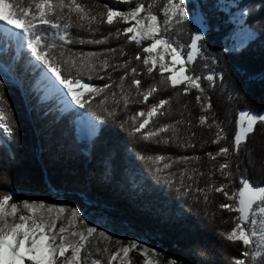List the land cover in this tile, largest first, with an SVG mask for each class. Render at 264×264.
Masks as SVG:
<instances>
[{
	"label": "snow or ice",
	"instance_id": "6c2138e0",
	"mask_svg": "<svg viewBox=\"0 0 264 264\" xmlns=\"http://www.w3.org/2000/svg\"><path fill=\"white\" fill-rule=\"evenodd\" d=\"M131 4L132 0H120ZM104 11L94 13V9L83 0H0V137H12V128L8 123L10 108L5 97V86L13 77L18 82L28 80L27 92L37 99V105L52 104L59 115L68 118L69 126L75 127L74 143L82 142L87 145L82 149L88 155L96 146L97 140L102 135L105 120L115 121L120 111H126L129 103L147 104L149 98L157 93L160 88L156 83L147 89H142V81L136 78L142 73L137 66H131L132 60L121 63L119 56L126 55L123 48H108L103 52H79L68 47L72 44H105L109 36L117 40L123 36L127 43L142 45L144 41L151 43L143 47L147 53L142 64L148 76H152L157 69L160 74V84L166 88L177 90V94L187 95L191 90L198 93L196 102L201 110L208 113L212 110L211 98L206 95L205 87L201 81L206 80L208 87H214L217 79L223 80L221 74L217 77L215 72L209 74L197 73L194 65L198 57L204 55L203 46L205 29L208 25L207 17L199 8L191 12L187 9V0H166L160 15L154 11L155 5L147 6L137 0L134 7L127 11L115 10V5L103 4ZM217 8L230 7L217 0ZM249 15L247 9L240 11L235 22L239 25L240 40L233 41L227 48L229 53H239L245 49L249 42L257 38V34L243 22ZM193 21L194 35L190 37L187 45L188 51L172 42L167 35L175 26ZM123 22L129 26L110 31L103 39L84 40L73 38V27L89 32L95 31L94 23ZM168 57L169 59H166ZM136 61H141L137 53ZM192 66V67H190ZM204 68L208 64L203 65ZM123 72L118 80H114L108 72ZM130 69V70H129ZM104 75H101V73ZM167 73L168 75H164ZM131 77V82L126 86V81ZM86 78V79H85ZM101 79L106 82L103 86H96L87 82ZM180 86H183L182 89ZM165 88V90H166ZM118 89V91L114 90ZM133 89L136 99H132ZM142 98V99H141ZM172 98H160L158 102L151 103L146 110L142 109L120 123V128L127 131L129 138L155 145H169L176 142L177 146H194L188 142L180 143V125L183 120L174 123H161L158 117L171 114ZM121 103L123 109H121ZM99 108L103 115L97 117L94 107ZM51 113L52 109H45ZM190 123V122H189ZM199 123H208V116L201 115ZM264 123V114H252L250 111L241 110L236 121L237 130L233 136V147L220 146L215 153L206 155L212 161L223 157L219 163L218 171L228 183L219 186L208 185L206 188L193 187L196 169L189 171L186 166L179 172L172 171L173 165L182 163L187 165L190 160H199V157L182 156L178 160H171L165 155L139 154L138 159L147 167L148 171L158 181L169 188L175 186V191L182 197H187L190 192L203 196L205 203L209 201V193H221L226 200L232 203H220L219 209L237 213L234 226L228 232L219 235L233 245L238 244L242 251L240 257L234 258L233 264H248V258L256 260L257 264H264V256L259 250L250 252L257 241L256 225L257 216L264 217V186L254 185L246 177H241L240 186L233 192L228 188L236 171H239L238 157L241 145L246 144L249 137L256 132L257 125ZM129 127L125 129V125ZM208 127H215L216 138L214 144H220L227 138L222 123L213 119ZM14 159V156H10ZM162 163V167L160 166ZM167 170V171H166ZM203 176V172H199ZM15 192L0 196V264H102L100 259H90L93 252L88 248L95 235L105 241H112L113 237L106 230L98 226H89L82 212L77 208L70 211L71 219L67 225L58 222L66 212L64 206L46 204L44 202L23 201L13 202ZM199 201V196L197 197ZM98 221L108 223L109 219L100 216ZM78 222V223H74ZM264 231V224L261 225ZM264 244V235L259 237ZM120 245L115 253L108 256V264H113L119 258V264H129L131 252L139 250L143 257V264H161L156 257V249L150 248L133 239ZM107 253L108 249L96 248V253ZM203 255V253H201ZM167 264H178L175 258L169 259ZM199 264H209L201 260Z\"/></svg>",
	"mask_w": 264,
	"mask_h": 264
},
{
	"label": "trees",
	"instance_id": "16d2710c",
	"mask_svg": "<svg viewBox=\"0 0 264 264\" xmlns=\"http://www.w3.org/2000/svg\"><path fill=\"white\" fill-rule=\"evenodd\" d=\"M221 1L224 5H233L229 10L231 12L247 9L249 15L243 22L257 34V38L239 53H229L219 42L234 29L236 22L229 24V16L222 11L213 12L210 3L207 6L200 0L207 14L216 15L227 22L224 25L218 24L216 30L208 24L209 32L200 42L205 54L198 57L194 65L197 73L215 72L217 77L223 75V80L217 79L214 87H208L206 80L201 81L213 104L208 113L203 112L196 102V90H191L187 95L177 94V90L160 84L158 66L152 76L146 74L142 60L148 54L142 49L149 46L150 41L136 45L134 42L127 43L123 36L119 40L109 36L105 44L77 43L68 46L77 53L103 52L110 47L118 50L123 48L126 55L117 54L118 59L121 63L131 59L130 67H138L142 75L136 78L141 79L142 89H147L153 83L158 84L160 88L149 98L147 104L129 103L127 110L120 111L115 121H102V135L91 155L82 151L87 147L86 144L73 142L75 128L74 125L69 126L67 117L62 118L52 104L37 105L36 97L27 92V79L22 83L15 77L9 80L5 86V97L10 108L8 123L13 134L11 138L6 135L0 137V196L14 191L13 202L18 204L27 200L55 205L62 200L67 205L63 216L68 218L71 217L72 208L79 209L85 219L90 221H98V217L104 216L109 222L96 226L108 231L119 228L132 230L148 246L156 249L159 255L153 259H159L161 264H167L172 258L177 259L178 264H199L201 260L208 261L209 264H233L234 258L240 257L242 249L238 244L228 242L219 233H226L234 226L233 218L237 213L218 207L220 203L232 201L214 191L209 193L208 203L204 202L202 195L195 192H190L186 198L182 197L175 191V186L169 188L158 182L145 164L137 158L139 154L165 155L171 160H178L182 156L199 157L198 161L190 160L187 165H173L171 170L177 172V180L179 172L187 166L190 172L196 169V175L191 182L185 179L186 185L192 183L194 188H206L208 185L219 186L221 183H228L216 171L224 158L214 162L206 153H215L222 145L230 149L233 147L236 121L241 110L254 114L264 111V0ZM83 2L89 4L94 13H100L104 11L102 6L105 3L115 5V10L127 11L135 6L137 0H132L131 4L120 0ZM139 2L146 6L150 3L155 5L153 10L160 15L161 20L163 19L161 10L166 0ZM127 26L129 25L123 22L111 26L106 23H94L93 32L76 27L70 31L74 39L82 38L87 41L103 39L110 31L115 32L117 28ZM237 26L239 29L238 24ZM191 34L192 29L181 32L182 41L186 46L190 42ZM167 35L170 37L169 32ZM187 50L186 47L184 51ZM137 53L140 54L141 61L134 59ZM204 64H208V67L204 68ZM108 72L114 80H118L123 74L122 70L112 72L108 69ZM87 82L103 86L106 81L93 79ZM130 82L131 77L126 81V86ZM182 87L180 86L181 89ZM134 93L133 89V100L136 99ZM169 97L172 98L171 114L158 119L161 123L183 120L185 123L179 126V142H188L194 146L181 147L177 146L176 142L155 145L138 138L134 140L129 138L127 131L120 128V123L128 116L142 109L146 110L160 98ZM93 107L97 117L103 115L99 108L95 105ZM47 108L52 109L51 113L45 111ZM201 115L208 116L207 124L199 123ZM213 119L222 123L227 135L220 144L212 143L216 138L217 129L209 128L208 124H211ZM128 127L129 124H126L125 129ZM10 156H14V159H10ZM238 163L240 170L236 171L232 178L228 188L230 193L239 188L241 177H246L254 185L264 186V123H259L256 132L249 137L246 144L241 145ZM199 172H203V176H200ZM60 223L67 225L69 221L61 220L58 227Z\"/></svg>",
	"mask_w": 264,
	"mask_h": 264
},
{
	"label": "rangeland",
	"instance_id": "374dc122",
	"mask_svg": "<svg viewBox=\"0 0 264 264\" xmlns=\"http://www.w3.org/2000/svg\"><path fill=\"white\" fill-rule=\"evenodd\" d=\"M203 1L205 2V4L207 6L209 5V3H210V5L213 6V8H212L213 12L222 11V13H225L227 16H229V19L227 21L229 24L234 23L236 18L239 17L240 11H237V12L229 11L230 8H233L232 4H229L230 7L217 8L216 7L217 2H214V0H203ZM219 2L222 3L221 0H219ZM226 6H228V4ZM195 8H199L203 13H205V15L207 17L208 24L210 23L213 26L214 30H216V28H218V24H223L224 25V24L227 23L225 20L217 17L216 15L213 16V15L207 14L203 10V8L201 6V3H200V0H187V9L191 12ZM192 27H193V21L191 19H190L189 22H185L182 25L175 26L172 31H169L170 38H171L172 42L174 44H176V45L182 46L183 50H186L187 46L182 41L181 32H183V31L186 32V29L190 30V29H192ZM209 29H210L209 25H207V27L205 29V32L202 33L204 35V38H205V36H207V33L209 32ZM194 34L195 33L192 30V34L191 35H194ZM240 38H241L240 37V33H239V30H238V26L236 24L234 26V29L230 30V32L219 43L223 44L226 48H229V47L232 46L233 41L239 42ZM252 114H254V113H252ZM261 114H264V111ZM0 131L3 132L2 129H0ZM74 133H75V130H74ZM85 203L89 204L87 201ZM55 205L64 206L65 209H67V205L62 200H59ZM255 218L258 220V223L255 226L256 230H257V234H258L257 235V241H256V243H254L252 248L249 249V251L250 252H255V251L259 250L260 253H261V256H264V244H261V242L259 240V237L261 235H264V231H262V229H261V225L264 224V217L257 216ZM63 219H66V220L69 221L71 219V217L68 218L66 216L65 217L63 216L62 220ZM85 220H86V223L89 226H96V225H101L102 224L101 222H99V221H97L95 219H91V221L87 220V219H85ZM74 223H78V222H74ZM99 229L102 230L101 228H99ZM106 231H107V233L109 235H111L113 237L112 241H105L103 238L99 237L98 235H95L92 238L91 243L88 245V248L91 249L92 252H93V256L90 257V259H92V258L100 259L102 261V264H108V256L111 255L112 253H115L118 250V248L120 247V245L116 244V240H120V241H122V243L124 245H126L131 240L135 239V240L143 243L144 245L148 246L141 239V237L137 233L133 232L132 230L125 229V228H119V229H115L113 231L112 230H109V231L106 230ZM105 247H107V249H108L107 253H104L102 251H101V253H96L95 252L96 248H99V249L103 250ZM148 247H150V246H148ZM150 258H153V257H150ZM260 258H261L260 256H257L256 260H252V258L249 257L248 262H249V264H257V261H259ZM128 260H129V264H143V257L141 256L139 250L131 252L130 255H129ZM113 264H119V258H118L117 261H114Z\"/></svg>",
	"mask_w": 264,
	"mask_h": 264
},
{
	"label": "water",
	"instance_id": "95a60500",
	"mask_svg": "<svg viewBox=\"0 0 264 264\" xmlns=\"http://www.w3.org/2000/svg\"><path fill=\"white\" fill-rule=\"evenodd\" d=\"M84 202H86V201L84 200Z\"/></svg>",
	"mask_w": 264,
	"mask_h": 264
},
{
	"label": "bare ground",
	"instance_id": "6f19581e",
	"mask_svg": "<svg viewBox=\"0 0 264 264\" xmlns=\"http://www.w3.org/2000/svg\"><path fill=\"white\" fill-rule=\"evenodd\" d=\"M14 83V82H13Z\"/></svg>",
	"mask_w": 264,
	"mask_h": 264
}]
</instances>
